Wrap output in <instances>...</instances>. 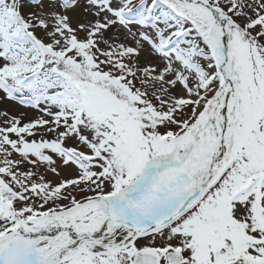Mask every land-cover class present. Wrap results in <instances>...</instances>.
<instances>
[{"label": "snow or ice", "instance_id": "obj_1", "mask_svg": "<svg viewBox=\"0 0 264 264\" xmlns=\"http://www.w3.org/2000/svg\"><path fill=\"white\" fill-rule=\"evenodd\" d=\"M0 264H264V0H0Z\"/></svg>", "mask_w": 264, "mask_h": 264}, {"label": "bare ground", "instance_id": "obj_2", "mask_svg": "<svg viewBox=\"0 0 264 264\" xmlns=\"http://www.w3.org/2000/svg\"><path fill=\"white\" fill-rule=\"evenodd\" d=\"M0 105H2L3 108L7 109L12 115H19L20 113H25L26 117H32L31 115H33L32 111L20 107L15 103L0 104Z\"/></svg>", "mask_w": 264, "mask_h": 264}, {"label": "rangeland", "instance_id": "obj_3", "mask_svg": "<svg viewBox=\"0 0 264 264\" xmlns=\"http://www.w3.org/2000/svg\"><path fill=\"white\" fill-rule=\"evenodd\" d=\"M14 103V102H13ZM16 104V103H15ZM18 105V104H17ZM18 106H20V105H18ZM20 107H23V106H20ZM23 108H25V107H23ZM26 109H29L30 111H32V113H33V115H31L32 116V118H34L35 116H38V115H40V113H38L36 110H34V109H30V108H26ZM0 110H5V108H3L2 107V105H0Z\"/></svg>", "mask_w": 264, "mask_h": 264}]
</instances>
